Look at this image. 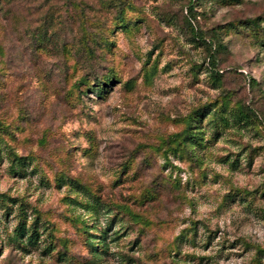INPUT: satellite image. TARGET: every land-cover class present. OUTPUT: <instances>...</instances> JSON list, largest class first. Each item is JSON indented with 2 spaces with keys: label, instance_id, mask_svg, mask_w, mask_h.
<instances>
[{
  "label": "rangeland",
  "instance_id": "1",
  "mask_svg": "<svg viewBox=\"0 0 264 264\" xmlns=\"http://www.w3.org/2000/svg\"><path fill=\"white\" fill-rule=\"evenodd\" d=\"M0 264H264V0H0Z\"/></svg>",
  "mask_w": 264,
  "mask_h": 264
}]
</instances>
